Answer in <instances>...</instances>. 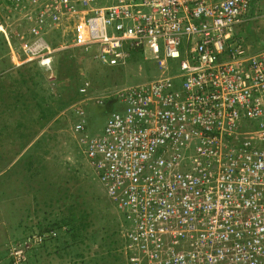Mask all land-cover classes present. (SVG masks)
I'll return each mask as SVG.
<instances>
[{"label":"built area","instance_id":"built-area-1","mask_svg":"<svg viewBox=\"0 0 264 264\" xmlns=\"http://www.w3.org/2000/svg\"><path fill=\"white\" fill-rule=\"evenodd\" d=\"M1 1L23 23L19 49L5 32L17 66L75 49L160 71L96 97L118 105L101 134L76 125L129 264H264V48L235 35L264 0ZM50 235L15 244L12 264Z\"/></svg>","mask_w":264,"mask_h":264},{"label":"rangeland","instance_id":"rangeland-1","mask_svg":"<svg viewBox=\"0 0 264 264\" xmlns=\"http://www.w3.org/2000/svg\"><path fill=\"white\" fill-rule=\"evenodd\" d=\"M2 7L7 8L5 3ZM9 11L12 14L10 18L7 17L8 13L1 10L0 19L9 36L12 38L13 35L15 41L12 38V42L17 49L19 40L16 35L22 31L23 23L19 15L13 16ZM257 15L258 18L251 22L252 26L237 27L235 30V35L250 51L264 48V6ZM59 41H62L61 38ZM11 52L5 34L0 32V71L3 72L0 77V112L3 119L9 116L8 112L15 117L7 127L4 125L5 119L0 123V126L6 127L3 131L9 140L8 148L3 149L7 148L10 152L0 162V264H8L10 247L31 233L30 227L45 222L44 217L53 218L59 213L68 212L71 204L80 217L88 218L89 232L96 234L95 239L82 245L78 251L81 257L68 256L51 242L36 254L30 250L26 264H129L119 226L123 222L121 212L109 198L105 185L82 152V144L77 142V135L72 129L71 121L77 123L78 120L74 117L77 110L72 105L80 95L72 97L73 100L69 97L84 79L78 76L76 63L85 65L87 79L92 81V92L95 89V92H103L107 87L142 83L159 76L160 71L140 54H133L121 66L111 67L95 59L90 52L87 53L90 58L81 53L75 57L76 62L75 59L60 62H73L72 71L80 79L79 83L60 74L58 80H51L48 72H43L45 69L35 62L17 66ZM23 90L29 100L23 98ZM86 113L89 115V134L100 133L109 114L98 106H88ZM10 134H14V141L10 139ZM22 144H25L23 148ZM26 150L35 153L26 154L22 157L24 160H18L16 152ZM25 159L28 163L34 161L28 174L20 175L19 167L4 173L8 164L17 162L24 165ZM31 174V178L25 179ZM52 202L53 207L50 206ZM114 229L118 231L115 236L117 250L108 254L102 245L112 241L111 236L107 237V232L111 235Z\"/></svg>","mask_w":264,"mask_h":264},{"label":"trees","instance_id":"trees-1","mask_svg":"<svg viewBox=\"0 0 264 264\" xmlns=\"http://www.w3.org/2000/svg\"><path fill=\"white\" fill-rule=\"evenodd\" d=\"M70 54L74 55L73 52H70ZM67 58L74 59L70 55ZM72 63H73L72 61H68L67 63L62 64L59 67V71H60L62 77L69 76L71 80L76 79L79 83L80 79L77 77V74L72 71V68H73ZM75 95H78V90L76 88H74V90H72V93H71L69 99H72V97H74ZM67 103H68V101H67ZM24 146H25V144H22V148ZM22 160H24V159H22ZM22 162H24V161H22ZM32 162H34V161H30L28 163V161H26V159H25V162H24L25 168L27 167L26 169H28L30 167V164H32ZM20 175H22V174L20 173ZM48 205H49V203H48ZM50 206L53 207V202H52V204H50ZM44 220H45V222L38 223L37 225L30 227L31 234L37 233V234L43 235L45 233H50V232L52 233V235H50L44 239L43 243L37 245L34 248L35 254L38 253V251L42 247L47 246L51 242H54V244H52V245L56 246V248L58 250L65 252L66 255H68V256L77 255V256L81 257L82 254H80V252H78V251L80 250L82 245L87 243V241L90 239H92V240L95 239L96 234L89 232L90 223L88 221V218H86L85 216L80 217V215H78L77 210L74 208V205H72V204L70 205V210L68 212L59 213L56 216H54L53 218L44 217ZM106 231H107V229H106ZM117 234H118V231H116V229H114V231L112 232L111 235L109 234V232H107V237L111 236L112 241L109 243L105 242L102 245V248L105 247L108 254H113V251L117 250L116 249ZM26 262H27V260H26ZM26 262H25V264H26ZM8 264H12L11 258H9Z\"/></svg>","mask_w":264,"mask_h":264},{"label":"clouds","instance_id":"clouds-1","mask_svg":"<svg viewBox=\"0 0 264 264\" xmlns=\"http://www.w3.org/2000/svg\"><path fill=\"white\" fill-rule=\"evenodd\" d=\"M264 6V3L261 5V8L258 10V13H259V11L262 9V7ZM1 11V10H0ZM3 11H5V13L7 14L8 13V15H7V17L8 18H10L11 16H12V14H11V12L7 9V8H3ZM12 11V10H11ZM257 13V14H258ZM13 16H14V14H13ZM256 18H258V15H257V17ZM255 20V19H254ZM253 20V21H254ZM253 21H251V22H253ZM251 22L248 24V25H245V27L246 26H250L251 25ZM1 25L3 26V27H1ZM252 26V25H251ZM0 27L3 29L2 31H0V32H2V33H4L5 34V38L7 39V37H6V33L5 32H7V30H6V28L4 27V25H3V23L1 22V19H0ZM5 30V31H4ZM245 30V29H244ZM8 33V32H7ZM9 35V34H8ZM55 39V38H54ZM13 40L15 41V39L13 38ZM19 40V39H18ZM8 41V40H7ZM20 41H18V43H19ZM13 43V42H12ZM10 46V45H9ZM19 46H20V44H19ZM263 49V48H262ZM12 50V49H11ZM70 52H73V54L74 55H72V54H70ZM70 56H72L74 59H75V62H76V58L75 57H77V55H80L81 53H84V52H82V51H80V50H75L74 49V51H69V52H67ZM67 53L65 54H62V53H59L57 56H55L54 57V59H53V61H52V63H50L49 65L47 64V65H45V66H40L38 63V66H40L42 69H45L43 72H48V78L49 79H51V80H58L59 79V74L61 75V73H60V71H59V67L62 65V64H60V62L61 61H64V59H66V60H68V59H70V58H67L69 55H67ZM86 54V53H85ZM87 56L89 57V55L87 54ZM90 58V57H89ZM12 59H13V56H12ZM74 59H71L72 61L74 60ZM13 62H14V60H13ZM15 63V62H14ZM36 63V62H35ZM58 63H59V66H57L58 65ZM16 64V63H15ZM27 64V63H26ZM82 63H80V64H75L76 65V67L75 68H77V72H78V76H80V77H83L82 79V82L80 83V85L78 86V88H77V90H78V94L80 95L79 97H78V99L76 100V102L75 103H73V105H72V107L73 108H75L76 110H77V114L74 116V117H77L78 118V120H77V123H75V122H73V121H71L73 124V126H74V128H72L73 129V131H74V133L77 135V137H75L76 138V140H77V142H79L80 144H81V141H80V138H81V136H82V134H83V132L85 131L88 135H90L89 134V132H88V130H89V126H90V124H89V115L86 113V110H87V107L88 106H98V107H100L101 109H103L104 110V113L105 114H109V116H108V119L109 118H111V116L118 110V105L116 106V105H114L113 103H111V102H106L105 104H103V105H101V104H99V103H97L96 102V97H98V96H103V95H106V94H108V93H110V92H113V91H115V90H118V89H120V88H122V87H125V86H128V85H125V86H115V87H107V88H105V90L103 91V92H95L97 89H95V91L94 92H92V81L90 80V79H87V73H88V71H87V69L85 68V65H81ZM123 65V64H122ZM23 66V65H22ZM118 66H121V65H118ZM111 67H114V66H111ZM51 71H52V73L55 75V77H53V78H50L49 77V75L50 74H52L51 73ZM59 72V73H58ZM62 76V75H61ZM152 77V76H151ZM152 79H154V78H152ZM152 79H150V80H148V81H145V82H149V81H151ZM87 82H89V85H86V83ZM145 82H142V83H145ZM131 85V84H130ZM81 87H86L87 88V90L86 91H84V92H82L80 89H81ZM79 108H82L83 110H84V114L82 115V114H80V113H78V109ZM108 119H107V121H108ZM70 120H72V119H70ZM69 120V121H70ZM85 120V121H84ZM84 121V122H83ZM81 122H83V125H84V131L82 130V132H78V131H76V125L78 124V123H81ZM107 123V122H106ZM106 123H105V125H106ZM105 125L103 126V128H102V130H101V132L100 133H98V134H101L102 132H103V129L105 128ZM96 135V134H95ZM90 136H94V135H90ZM82 152L84 153V154H86L85 152H84V146H83V144H82ZM87 156V155H86ZM88 158V157H87ZM104 184V183H103ZM106 188V187H105ZM108 194V193H107ZM119 226H120V223H119ZM29 235H31V233H29V234H27V236L25 235L24 236V238H22V239H18L17 241H15L14 243H13V245L10 247V258L12 259V257H11V250H12V247L15 245V244H17V243H20V242H22V241H24V239L25 238H27ZM35 248V247H34ZM34 248L33 249H31V250H34ZM29 253H31V252H28V254ZM28 254H27V257H28ZM26 260H27V258H26Z\"/></svg>","mask_w":264,"mask_h":264},{"label":"crops","instance_id":"crops-1","mask_svg":"<svg viewBox=\"0 0 264 264\" xmlns=\"http://www.w3.org/2000/svg\"><path fill=\"white\" fill-rule=\"evenodd\" d=\"M2 2L3 1H1L0 0V4H2ZM3 7L0 5V10H3L2 9ZM17 49H19V48H17ZM11 54H13L12 52H11ZM38 72V71H37ZM3 73V72H2ZM2 73H1V71H0V77H1V75H2ZM3 87H1V91H3ZM22 96H23V98H26V99H28L29 100V96H28V94L26 93V91H24L23 90V92H22ZM5 111H6V109H5ZM9 113V116L8 117H4V119H5V122H4V125L7 127V125H8V123L10 124V123H12V120L15 118V117H13V115L11 114V112H8ZM1 114H2V112H0V123H2V121L4 120L2 117H1ZM51 114V113H50ZM53 116V114H51V117ZM2 119V120H1ZM6 127H2V126H0V162L3 160V159H5V158H7V156L8 155H10V152L7 150V142H9V140L7 139V137H6V135L7 134H5V131H3V129H6ZM10 139L12 140V141H14L16 138L14 137V134H10ZM5 147H7L6 149H3V148H5ZM35 152H33L32 150H29V152H27V150L26 151H18V152H16V155H18V160H20V158L22 159V157L23 156H25L26 154H34ZM13 154H15V152L13 153ZM9 158V157H8ZM14 167L16 168V167H19V169H18V172L20 171L21 172V174H28V171L30 172L31 170H32V167L30 166L28 169H26L25 167H24V165H19L17 162L13 165H7V168L5 169V171H4V173L5 172H10V170H14ZM32 172H34V171H32ZM3 173V174H4ZM33 174V173H32ZM32 174L31 175H29L28 177H25V179H28V178H31V176H32Z\"/></svg>","mask_w":264,"mask_h":264},{"label":"bare ground","instance_id":"bare-ground-1","mask_svg":"<svg viewBox=\"0 0 264 264\" xmlns=\"http://www.w3.org/2000/svg\"><path fill=\"white\" fill-rule=\"evenodd\" d=\"M3 29L0 27V31H2Z\"/></svg>","mask_w":264,"mask_h":264}]
</instances>
